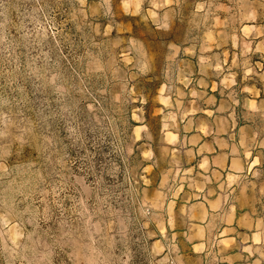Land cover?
Masks as SVG:
<instances>
[{
	"label": "rangeland",
	"instance_id": "1",
	"mask_svg": "<svg viewBox=\"0 0 264 264\" xmlns=\"http://www.w3.org/2000/svg\"><path fill=\"white\" fill-rule=\"evenodd\" d=\"M0 264H264V0H0Z\"/></svg>",
	"mask_w": 264,
	"mask_h": 264
},
{
	"label": "crops",
	"instance_id": "2",
	"mask_svg": "<svg viewBox=\"0 0 264 264\" xmlns=\"http://www.w3.org/2000/svg\"><path fill=\"white\" fill-rule=\"evenodd\" d=\"M214 151L217 152V154H212L211 151H206L205 154H203V157L204 159L207 158L210 166L212 165V170L214 173H220L222 174L223 177H225L227 173V167L231 164L229 160V155L226 151L223 152V150H217L216 148H214ZM215 158H218L219 160H221L220 163H215L214 162ZM244 168H245V165L244 163H242V170H244ZM208 204L210 205V203ZM205 205H206V215L205 216L208 217L210 214V209L212 208L210 206L208 207L207 204ZM196 244H198V242L193 243V245H196Z\"/></svg>",
	"mask_w": 264,
	"mask_h": 264
},
{
	"label": "trees",
	"instance_id": "3",
	"mask_svg": "<svg viewBox=\"0 0 264 264\" xmlns=\"http://www.w3.org/2000/svg\"><path fill=\"white\" fill-rule=\"evenodd\" d=\"M153 28H155V26L153 25L152 26ZM136 31V28H134V32ZM174 37V34L173 32H171L170 36L168 37V39H172Z\"/></svg>",
	"mask_w": 264,
	"mask_h": 264
}]
</instances>
